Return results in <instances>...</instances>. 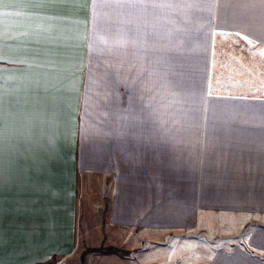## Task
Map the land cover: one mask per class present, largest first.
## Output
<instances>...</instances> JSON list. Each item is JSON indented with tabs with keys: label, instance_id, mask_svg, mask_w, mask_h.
I'll return each mask as SVG.
<instances>
[{
	"label": "crops",
	"instance_id": "1",
	"mask_svg": "<svg viewBox=\"0 0 264 264\" xmlns=\"http://www.w3.org/2000/svg\"><path fill=\"white\" fill-rule=\"evenodd\" d=\"M256 61L264 0H0V264H264L169 254L201 212L264 215Z\"/></svg>",
	"mask_w": 264,
	"mask_h": 264
},
{
	"label": "rangeland",
	"instance_id": "2",
	"mask_svg": "<svg viewBox=\"0 0 264 264\" xmlns=\"http://www.w3.org/2000/svg\"><path fill=\"white\" fill-rule=\"evenodd\" d=\"M251 45L254 46L253 51L263 48L261 43ZM255 54L263 55L262 53ZM256 65L264 68L261 61H256ZM196 207L198 206H195L194 209H197ZM233 212L236 213L229 211L228 214H204V212H201V222L198 229L194 230V232L187 231L186 233H180L179 236L173 237L170 243L172 248H169L170 258L174 254H177L176 256L178 257H186L192 261L206 259L207 256L208 260H210L212 258L211 253L214 251L217 254L223 248L247 246L248 239L259 247L264 245V234L259 233V231L264 230L261 227L264 226V215L260 216L261 213H256L255 216L248 217L250 215L249 213ZM241 215L243 217H240ZM248 220H250L249 224L245 225ZM255 230H257V234H251V231L253 232ZM252 236L253 238L251 240ZM84 253L82 254L81 252L79 256L68 260H58L55 257V261L57 264H103L104 260H112V256L102 257L100 256L101 254L96 252H87L85 259L82 260ZM125 258L121 256V258L114 257L113 259L119 260Z\"/></svg>",
	"mask_w": 264,
	"mask_h": 264
},
{
	"label": "trees",
	"instance_id": "3",
	"mask_svg": "<svg viewBox=\"0 0 264 264\" xmlns=\"http://www.w3.org/2000/svg\"><path fill=\"white\" fill-rule=\"evenodd\" d=\"M90 251H95V252H101V253H112V252H118L119 249L112 247V246H107V247H98V248H88L86 252L84 253L82 260L85 259V254ZM37 264H55V257L53 259L46 261V262H41Z\"/></svg>",
	"mask_w": 264,
	"mask_h": 264
}]
</instances>
